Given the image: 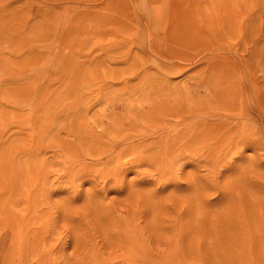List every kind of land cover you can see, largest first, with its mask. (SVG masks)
Segmentation results:
<instances>
[{"label":"rangeland","instance_id":"obj_1","mask_svg":"<svg viewBox=\"0 0 264 264\" xmlns=\"http://www.w3.org/2000/svg\"><path fill=\"white\" fill-rule=\"evenodd\" d=\"M263 69L264 0H0V264H264ZM157 102L225 134L111 164Z\"/></svg>","mask_w":264,"mask_h":264},{"label":"bare ground","instance_id":"obj_2","mask_svg":"<svg viewBox=\"0 0 264 264\" xmlns=\"http://www.w3.org/2000/svg\"><path fill=\"white\" fill-rule=\"evenodd\" d=\"M216 94H215V97L220 95L221 93H218L217 95ZM169 95L170 96L168 98L171 97V94H169ZM148 97H149V99H148ZM143 99H144V101H146V100L150 101V96L146 95V96H144ZM206 99H208V98H206ZM212 99H213V97H212ZM218 99H219V97H218ZM159 102H161V101H159ZM208 102L210 103V100ZM152 103H153V101H152ZM152 103H149V104H152ZM167 103H169V102H167ZM196 103L200 104L199 100H198V102L196 101ZM157 104H160V103L157 102ZM154 105H155V103L153 104V106H150V107L148 106L149 109L148 110L146 109V111H145V109H141V111L137 112L138 113L137 115H136V112L133 114L131 113L130 114L131 116L129 118V127H130L129 129H126V127L123 125V122L121 120L117 119L114 121L113 127L111 129L107 128L109 130H106V131L103 130L102 133L95 135V136H94V134H92L93 141L100 142V145H102V151L103 152L106 151L105 153L108 154V153H112V151H114V153H115V149L117 150L116 153L114 154L115 156H113L110 159L111 160L110 162H112L111 164H114L115 166L120 165L122 157H124L125 155H130L136 161L138 160L139 162L140 161H156V162L160 161V162H163L164 165H166V164H169L168 160H173V155L178 154L179 156H181V155H183V152H191V150H193V148H195V146H198V148H200L199 146L201 145V147L207 148L208 146H210L209 142L211 140H213L214 137H216L217 135L219 137V135L225 134L224 129L222 128L223 126L221 127V126L210 125L208 122H206L203 119L202 120H195V118H192L191 115H192L193 110L189 106V104H188V107L187 106L182 107L180 105V103L176 102L174 104V106L172 104L173 107H168L167 109H165L166 108L165 106L164 107L161 106V105H163V103L160 104V106H154ZM195 107H196V105H195ZM198 107H199V105H198ZM205 107H207L206 103H205ZM202 109L204 110V108H201V111H202ZM165 110H166V112H164ZM194 112H196V111L194 110ZM175 116L178 117L177 119H179V118L182 119V121H183V127L182 128H178L176 125H171V124L161 120L163 117H164V119L166 117L167 118L171 117V119H172V117H175ZM236 116H237V113H236ZM159 117H161V119H159ZM176 121H179V120H176ZM145 123L150 124L147 129L144 128V126H143ZM140 126H142V127H140ZM139 130H141L140 133H141L142 138H141V142L136 144L135 138L133 137L134 135L132 136L131 134L136 132V131H139ZM234 130H236V133H237V131H238L237 130V122H236ZM236 133L234 131V134H236ZM226 134H227V132H226ZM151 136H155L156 138L154 140H148V137H151ZM233 136H235V135H233ZM103 138L105 140H103V143H101V140ZM218 140L219 139L217 138V141ZM235 140H237V139H235ZM235 140H234V142H235ZM83 144H84V146L89 145V143H87V144L83 143ZM94 146H96V145H94ZM90 148H91V145H90ZM86 151H88V150H86ZM107 165H108V163H107ZM133 247H134V245H133ZM129 251L133 252L131 247L129 248ZM23 254H25V253H23ZM137 255H140V254L137 253ZM21 258H22V256H21ZM25 258H26V256H25ZM21 260H23V262H25L24 258H22ZM93 260L95 261V259H93ZM93 260H92V262H93ZM45 261H47V260H45L44 258L39 259V262L37 264H43ZM132 261H134V260H132ZM142 261L144 262V260H142ZM154 261L156 262V260H154ZM134 263H135V261H134ZM159 263H161V262H159ZM92 264H94V263H92Z\"/></svg>","mask_w":264,"mask_h":264}]
</instances>
